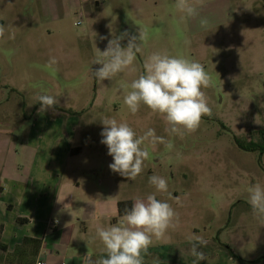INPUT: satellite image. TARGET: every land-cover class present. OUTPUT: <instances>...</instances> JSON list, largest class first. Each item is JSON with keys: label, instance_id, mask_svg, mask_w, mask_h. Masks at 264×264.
<instances>
[{"label": "rangeland", "instance_id": "374dc122", "mask_svg": "<svg viewBox=\"0 0 264 264\" xmlns=\"http://www.w3.org/2000/svg\"><path fill=\"white\" fill-rule=\"evenodd\" d=\"M11 1L5 0L6 9ZM140 3L147 6L141 8ZM174 4L175 0H113V6L106 5L96 17L97 27L89 23L75 26L74 18L54 26L51 20H45L41 0H36L31 8L35 24L32 42L21 48L14 44L7 47L11 42L28 39L24 23L21 32L12 23L10 32L0 39L7 41L0 48V57L37 60L38 79L27 88L25 98L21 99L23 106L32 109L38 104L34 103V96L47 92L58 96L61 108L78 111L70 114L80 122L76 144L83 149L69 168L79 169L72 179L79 177L83 188L101 181L109 193L108 187L113 184L119 200L133 201L155 192L148 183L151 175L162 176L168 182L171 197L156 193L157 199H167L179 213L181 223L197 225L198 236L213 238L229 247L241 264H264V224L254 218L246 191L250 184L264 185V0H205L198 9L199 15L186 23L180 22L181 14ZM29 12L27 5L21 18ZM2 13L0 8V16ZM201 18L208 19L207 28L200 26ZM139 27L147 31L148 40L143 54H137V70L121 73L112 81H97L92 71L101 65L92 63L95 45L103 51L113 35L127 32L129 37L138 36ZM127 43L128 37L121 41V46L126 47ZM154 51L196 60L212 77L213 86L203 89L212 115L202 117L199 129L183 138L169 136L164 131L163 117L146 106L141 105L132 115L123 105L121 83L137 78L143 72L145 57ZM50 56L57 59L51 68L47 66ZM44 75L49 79H44ZM11 92L6 89V99L11 95L15 98ZM8 114L16 120L19 113ZM105 118L126 121L138 136L152 128L173 147L149 146L150 158L145 161L144 171L136 180H129L109 168L113 159L101 143V120ZM97 195L99 199L86 200L97 214L116 208L115 202L104 207L103 196ZM188 235L182 226L173 237L184 240Z\"/></svg>", "mask_w": 264, "mask_h": 264}, {"label": "crops", "instance_id": "0c3cea01", "mask_svg": "<svg viewBox=\"0 0 264 264\" xmlns=\"http://www.w3.org/2000/svg\"><path fill=\"white\" fill-rule=\"evenodd\" d=\"M35 2L12 0L6 9L3 0L0 24L16 23L17 31L21 32L24 23V29L28 31V39L9 42L7 47L14 44L21 48L32 42L35 24L32 23L31 8ZM41 2L46 12L45 20H51L54 26L74 18V25L81 20V25L89 23L91 27H97L96 17L106 5L113 6V0ZM27 5L29 15L21 18L20 13L26 11ZM142 5L147 6L140 3L141 8ZM6 43L3 39L0 48H4ZM36 70L38 63L35 57H0V264H38L40 261L46 264H83L86 254H91L94 259L105 255L98 238L94 243H87L95 236L97 227L117 223L122 216L119 203H124L125 210L133 201L119 200L113 184L107 193L101 181L88 183L83 188L79 177L72 179L80 171L69 166L83 149L76 144L80 122L70 114L75 115L78 111L68 112L56 105L55 111L40 112L39 103L32 109L23 106L21 99L38 79ZM43 78L49 79L47 75ZM8 88L15 98L11 95L6 99ZM12 111L19 113L16 120H11L8 114ZM97 193L103 196L104 207L108 203H116L117 216L106 219L112 211L97 214L92 206L86 204L88 198L99 199ZM182 226L189 232L188 237L184 240L173 237L182 230ZM197 229V225L183 222L176 230H169L167 241L154 242L149 248L146 264H151L152 257H158L161 264H193L195 258L190 255L189 237L198 236ZM212 239L205 238L207 245L199 249L207 257L199 264H241L228 248ZM37 241L40 242L39 247Z\"/></svg>", "mask_w": 264, "mask_h": 264}, {"label": "clouds", "instance_id": "9594fccd", "mask_svg": "<svg viewBox=\"0 0 264 264\" xmlns=\"http://www.w3.org/2000/svg\"><path fill=\"white\" fill-rule=\"evenodd\" d=\"M204 3L205 0H175L174 8L181 14L180 22L186 23L188 19L198 16V9ZM199 23L202 28L209 25L207 18H201ZM10 29L11 25L0 24V39ZM126 37L127 46L122 47L121 41ZM147 40V31L139 27L138 36L129 37L127 32L119 36L113 35L103 51L95 45L92 63L101 67L92 71L93 77L99 82L106 79L112 81L126 71L135 72L137 54H143ZM56 64L57 59L50 56L47 66L51 68ZM211 86L212 77L200 62L173 56L167 51H154L145 57L143 72L130 83H121L120 89L123 93V105L129 113L135 115L141 105H144L153 114L163 117L166 124L164 131L169 136L183 138L185 134L199 129L202 117L212 115L208 97L203 91ZM57 97L45 92L35 95L33 99L34 103L40 104L39 111L44 112L49 109L55 111V106L59 104ZM101 122L104 125L101 143L107 146L108 155L113 159L109 168L129 180H136L144 171L145 161L150 158L149 146L163 144L168 149L173 147L168 139L158 136L152 128L138 136L126 121L105 118ZM148 183L155 189L154 193L136 197L131 207L125 208L117 223L97 227L95 236L87 243H94L98 238L105 255L94 259L91 254H86L83 264H146L145 256L149 255L148 250L154 242L167 241L169 230L180 227L179 213L167 199H157L156 196V193H167L171 197L167 180L154 174L148 178ZM246 191L254 218L264 224V185L259 182L250 184ZM58 202H61L59 198ZM176 202L180 203L179 198H176ZM117 215L118 208L114 207L111 216L106 219ZM189 243L190 255L195 258L193 264L207 259L205 253L199 250L207 245V240L191 236ZM151 264H161V261L158 257H152Z\"/></svg>", "mask_w": 264, "mask_h": 264}, {"label": "trees", "instance_id": "16d2710c", "mask_svg": "<svg viewBox=\"0 0 264 264\" xmlns=\"http://www.w3.org/2000/svg\"><path fill=\"white\" fill-rule=\"evenodd\" d=\"M240 143V142H239ZM251 145V144H250ZM241 146L242 147H245L247 150H251L249 147H247V144H244V143H241ZM123 205H124V203H119V213L121 214V215H123L124 214V208H123ZM25 242H28V240L27 241H25ZM37 243V246L39 247L40 246V242H36ZM37 247V248H38ZM226 248H228V250L230 251V252H232L230 249H229V247H226ZM232 254H233V252H232ZM234 255V254H233Z\"/></svg>", "mask_w": 264, "mask_h": 264}, {"label": "built area", "instance_id": "2783aa9c", "mask_svg": "<svg viewBox=\"0 0 264 264\" xmlns=\"http://www.w3.org/2000/svg\"><path fill=\"white\" fill-rule=\"evenodd\" d=\"M81 24H82V21H81V20H79V21H77V22L75 23L76 26H80ZM38 264H46V263L40 261V262H38Z\"/></svg>", "mask_w": 264, "mask_h": 264}]
</instances>
